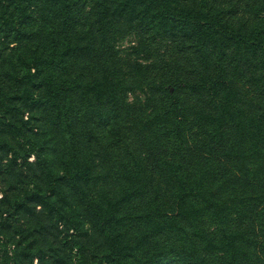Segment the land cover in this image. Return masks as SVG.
I'll use <instances>...</instances> for the list:
<instances>
[{
    "label": "trees",
    "instance_id": "obj_1",
    "mask_svg": "<svg viewBox=\"0 0 264 264\" xmlns=\"http://www.w3.org/2000/svg\"><path fill=\"white\" fill-rule=\"evenodd\" d=\"M0 264H264V0H0Z\"/></svg>",
    "mask_w": 264,
    "mask_h": 264
},
{
    "label": "rangeland",
    "instance_id": "obj_2",
    "mask_svg": "<svg viewBox=\"0 0 264 264\" xmlns=\"http://www.w3.org/2000/svg\"><path fill=\"white\" fill-rule=\"evenodd\" d=\"M135 41H136V38L134 37V35L128 34L124 38L119 40L118 46L120 50L124 49L126 51L128 49L132 53L133 48H130V46L134 44ZM4 261H5V258H4Z\"/></svg>",
    "mask_w": 264,
    "mask_h": 264
}]
</instances>
